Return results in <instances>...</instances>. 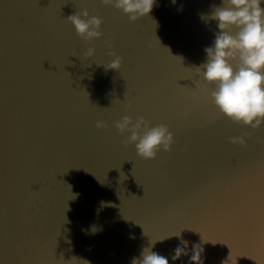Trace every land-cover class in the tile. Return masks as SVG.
<instances>
[{
  "label": "water",
  "instance_id": "95a60500",
  "mask_svg": "<svg viewBox=\"0 0 264 264\" xmlns=\"http://www.w3.org/2000/svg\"><path fill=\"white\" fill-rule=\"evenodd\" d=\"M213 5L156 0L133 23L101 0H0V264H131L151 242L169 264H264V125L220 113L196 70ZM85 9L91 42L66 19ZM125 115L166 124L171 150L124 146Z\"/></svg>",
  "mask_w": 264,
  "mask_h": 264
},
{
  "label": "clouds",
  "instance_id": "9594fccd",
  "mask_svg": "<svg viewBox=\"0 0 264 264\" xmlns=\"http://www.w3.org/2000/svg\"><path fill=\"white\" fill-rule=\"evenodd\" d=\"M175 3V0H172ZM105 6H112L127 15L130 22L151 13L156 0H101ZM262 0H221V5L212 6L209 15H201L205 22H217L213 45L206 47V62L196 67L197 73L208 84L215 85L210 100L227 118L243 127L253 130L264 125V7ZM83 17V18H82ZM76 34L84 41L91 42L102 37V18L89 16L85 9L82 13L69 15ZM111 48V42H107ZM95 48L90 47L84 56L92 57ZM115 57L107 69L119 70L122 58L114 51L108 53ZM131 109V104L126 106ZM121 136L124 146L135 145L137 155L143 159H154L157 153L170 151L174 142L173 133L166 124L151 126L143 116H123L114 124ZM108 125L97 121L96 128H107ZM130 133V135H125ZM244 133L240 137L230 138L233 144L246 146ZM145 247L141 258H133L131 264H169V260L152 249ZM187 243V242H183ZM179 247L175 249L178 253Z\"/></svg>",
  "mask_w": 264,
  "mask_h": 264
}]
</instances>
